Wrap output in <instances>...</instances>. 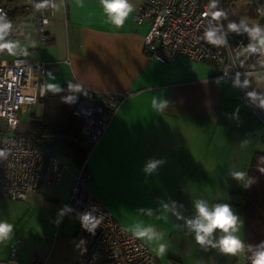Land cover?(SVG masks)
Returning a JSON list of instances; mask_svg holds the SVG:
<instances>
[{"label":"crops","instance_id":"crops-1","mask_svg":"<svg viewBox=\"0 0 264 264\" xmlns=\"http://www.w3.org/2000/svg\"><path fill=\"white\" fill-rule=\"evenodd\" d=\"M142 1L131 0L133 11L122 27H115L99 0H52L48 39L40 40L33 16L23 14L14 23L5 56L48 62L47 94L53 92L49 85L61 89L66 83L74 84L78 97L93 101L111 92H131L89 156L88 188L128 231L139 223L165 234L163 255L159 242L142 239L160 264H245V253L229 256L197 244L185 222L195 215L196 199L227 203L240 218L242 238L245 186L229 170L247 172L253 153L264 152L259 103L264 77L245 81L246 98L235 81L216 78L214 64L184 56L169 64L151 59L142 47L148 20L134 19ZM153 97L165 101V108H153ZM32 106L29 123L43 115L42 99ZM78 142L82 160L89 142ZM56 155L65 163L58 185L40 183L24 199L52 228L23 262L81 264L86 251L85 241L74 236L77 215L65 212L81 160ZM149 160L162 161L151 174L144 171Z\"/></svg>","mask_w":264,"mask_h":264},{"label":"built area","instance_id":"built-area-1","mask_svg":"<svg viewBox=\"0 0 264 264\" xmlns=\"http://www.w3.org/2000/svg\"><path fill=\"white\" fill-rule=\"evenodd\" d=\"M211 3L212 0H143L134 15L136 22L147 19L149 23L142 47L148 57L162 64H169L178 56L214 64L218 67L216 78L235 81L247 98L244 83L248 78L264 77V57L246 51L250 43L248 35L229 40L223 27L222 8L217 4L211 7ZM0 14L12 25L6 41L13 39L14 23L23 14L33 16L32 25L42 31L39 39L43 41L48 39L45 30L53 15V3L47 0L46 5L40 7L36 0H0ZM210 28L223 44L208 42L205 32ZM8 45L0 48V151L5 152V156L0 157V196L17 200L36 191L40 183L58 185L65 163L40 146L36 136L17 133L20 112L47 95L46 78L51 69L46 61L6 57ZM130 93L129 90L111 92L99 101L77 99V113L82 119L80 133L88 140L89 147L78 166L65 212L77 215L74 236L86 243L81 264H160L147 243L119 223L88 188L89 156ZM260 119L264 122V117ZM85 212L101 220L94 233L81 225L80 216ZM19 245H13L9 258L0 259V264H44L37 260H18Z\"/></svg>","mask_w":264,"mask_h":264},{"label":"clouds","instance_id":"clouds-1","mask_svg":"<svg viewBox=\"0 0 264 264\" xmlns=\"http://www.w3.org/2000/svg\"><path fill=\"white\" fill-rule=\"evenodd\" d=\"M103 12L107 17V22L115 27H122L125 19L133 11L131 0H99ZM218 0H212L211 7H215ZM264 14V9H258ZM214 18H215V14ZM11 22L8 21L5 15L0 14V48L4 44H10L5 40V36L11 29ZM232 32L239 34L241 30L248 34L250 43L246 51L249 54H260L264 57V25L252 24L249 26L244 20L239 24L233 22L229 25ZM205 38L212 44H223L224 41L217 36L214 29H208L205 32ZM49 89L53 92L59 91L57 85H49ZM255 96L256 94H251ZM260 106L264 107V100L259 101ZM153 108L162 110L166 106V102L158 100L157 97L152 99ZM5 152L0 151V157H4ZM162 163L159 160H149L144 168V171L151 174ZM229 175L232 179L241 182L245 187L249 186V178L247 172L243 170H229ZM195 215L191 219L186 220V226L190 233L194 234V239L201 246L211 245L217 248L221 253L229 256H238L245 252H251V264H264V241L257 245L249 244L239 235L241 230L240 218L234 213L231 206L227 203L210 204L205 199H196L193 201ZM141 212L143 210H140ZM82 227L94 233L95 229L101 223V220L92 215L91 212H85L80 216ZM132 234L139 239H147L148 241L159 242V253L165 254L167 244L164 243L165 234L158 231L155 227L148 225L142 226L136 224L130 228ZM14 225L8 222L7 219H0V245L10 241L13 237ZM219 233L218 238H214L215 234Z\"/></svg>","mask_w":264,"mask_h":264},{"label":"trees","instance_id":"trees-1","mask_svg":"<svg viewBox=\"0 0 264 264\" xmlns=\"http://www.w3.org/2000/svg\"><path fill=\"white\" fill-rule=\"evenodd\" d=\"M218 0L224 15L223 27L230 41L248 35L242 30L239 34L230 31L228 23L239 24L241 20L251 26L264 25V0ZM47 0H36V4L44 7ZM77 93L73 83L64 84L57 92L48 93L42 98L43 115L40 119H32L26 129L17 133L34 135L38 144L44 146L45 141L58 140L63 137L83 141L81 135L82 119L77 113ZM249 186L243 192V203L240 205L242 218V239L257 245L264 241V152H254L247 168ZM251 252H245L246 263L251 264Z\"/></svg>","mask_w":264,"mask_h":264},{"label":"rangeland","instance_id":"rangeland-1","mask_svg":"<svg viewBox=\"0 0 264 264\" xmlns=\"http://www.w3.org/2000/svg\"><path fill=\"white\" fill-rule=\"evenodd\" d=\"M242 2H247V0H243ZM33 110H35V106L26 108L20 112L21 128H27L30 114ZM78 145L79 142L76 140L61 138L50 148L44 146L55 154H67V157L71 159L81 160L77 149ZM64 156L66 157V155ZM40 217L41 214L34 210L24 199L16 200L0 196V219H7L8 222L14 225L12 239L0 245V259L9 258L11 247L19 245V242H21V245L17 247V258L25 261V258L30 256L34 249V243L40 242V236H43L46 231L47 234L50 233L49 230L52 228V223L49 220L45 221ZM7 255L8 257L6 258Z\"/></svg>","mask_w":264,"mask_h":264},{"label":"water","instance_id":"water-1","mask_svg":"<svg viewBox=\"0 0 264 264\" xmlns=\"http://www.w3.org/2000/svg\"><path fill=\"white\" fill-rule=\"evenodd\" d=\"M55 143H56V140L45 141V145H46V147H48V148L54 146ZM82 158H83V157H82Z\"/></svg>","mask_w":264,"mask_h":264}]
</instances>
